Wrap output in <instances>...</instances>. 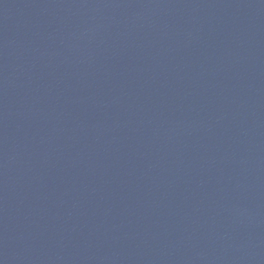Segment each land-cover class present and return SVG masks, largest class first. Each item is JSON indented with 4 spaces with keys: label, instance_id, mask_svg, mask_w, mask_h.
<instances>
[{
    "label": "water",
    "instance_id": "obj_1",
    "mask_svg": "<svg viewBox=\"0 0 264 264\" xmlns=\"http://www.w3.org/2000/svg\"><path fill=\"white\" fill-rule=\"evenodd\" d=\"M0 264H264V0H0Z\"/></svg>",
    "mask_w": 264,
    "mask_h": 264
}]
</instances>
